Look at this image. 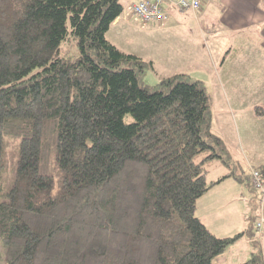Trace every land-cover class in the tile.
Masks as SVG:
<instances>
[{
	"label": "trees",
	"instance_id": "1",
	"mask_svg": "<svg viewBox=\"0 0 264 264\" xmlns=\"http://www.w3.org/2000/svg\"><path fill=\"white\" fill-rule=\"evenodd\" d=\"M124 9L121 0H0L6 264H226L218 257L243 235H216L196 213L228 176L207 177L228 153L206 85L184 72L146 83L148 62L107 37ZM70 33L73 60L60 55ZM242 264H264L263 249Z\"/></svg>",
	"mask_w": 264,
	"mask_h": 264
},
{
	"label": "crops",
	"instance_id": "2",
	"mask_svg": "<svg viewBox=\"0 0 264 264\" xmlns=\"http://www.w3.org/2000/svg\"><path fill=\"white\" fill-rule=\"evenodd\" d=\"M164 5L169 18L156 25L167 31L176 28L181 32L184 37L177 42L193 60V70L178 72L202 80L207 88L221 87L228 112L257 124L246 130L241 142L242 155L246 157L248 166L249 162L253 164L254 159L250 158L254 150L252 144L258 138L264 141V0H205L197 11H182L173 3ZM120 16L114 23H119ZM201 29L206 33L204 39L211 53L209 64L203 60L198 47L201 42L198 31ZM172 42L166 41L165 47H172ZM227 153V160L217 157L209 163L207 177L210 176L209 181H216L228 176L198 198L196 213L216 235L234 236L243 232L227 251L230 256L238 255L240 261H245L249 258V248H252V253L258 247L264 251V235H259L254 222L251 225L248 220L250 203L254 206L255 200L254 197L249 199L248 180L239 174L238 151L227 146ZM263 157L264 153L259 154L260 164L252 166L261 169L264 175ZM249 184L253 188L250 176ZM256 200L259 203V195ZM229 255L222 254L218 260L233 264Z\"/></svg>",
	"mask_w": 264,
	"mask_h": 264
},
{
	"label": "rangeland",
	"instance_id": "3",
	"mask_svg": "<svg viewBox=\"0 0 264 264\" xmlns=\"http://www.w3.org/2000/svg\"><path fill=\"white\" fill-rule=\"evenodd\" d=\"M121 1L125 6V10L120 16L119 23H113L110 26L107 32V37L122 50L135 53L143 57V59L148 62L146 69L143 72V78L146 83L156 85L164 77L178 71L193 70V60L190 56L185 54V50L180 49V43L177 42L179 38L184 37L181 32H178L176 28L167 31L165 29H161L160 26H157L154 23L146 24L141 22L137 16L129 12L130 7L127 5L128 0ZM191 28H193L192 25ZM198 32L201 38V42L198 44V47L204 57L203 60L208 63L210 61L211 53H209L208 43L204 39L206 33L204 32V29H201V32ZM166 41H173V46L171 47V45H169L165 47ZM79 52L78 39L75 35L70 33L61 44L60 55L66 59L73 60L79 56ZM207 91L212 99V131L222 137L224 141H226L225 144L227 146H231L233 149L238 151L240 160L239 174L244 175L246 180H248L246 183L248 193L250 194L249 199L251 200V198L254 197V206H252V203H250L249 206L250 213L248 219L252 225V222H254V220L252 221L253 215L256 217L259 213L258 207L256 206L258 204V200H256L258 198V191L250 186L249 176L251 177V166L260 164V158H258V155L264 153L263 138H258V140L253 142L252 145L254 146V150H252L253 153L250 155V158L254 159V163L252 164V162H249L248 166L245 159L246 157L242 155L241 142L245 137L246 130L251 125L257 124L250 120H242L240 116H235L233 113L228 112L226 109L225 97L223 95L224 92H222L221 87L218 88L215 86H209ZM125 120L132 121L133 115L131 113H127L125 115ZM249 140H251V137ZM261 159H264V157ZM10 168L13 169V163ZM227 250H229V248ZM227 250L224 251L225 255L230 254ZM251 255L252 248L251 250L249 248V258ZM229 258L233 259V264H242L244 262L240 261L238 255L235 257L229 255ZM230 260L231 259H229V261ZM229 263L230 262H227L226 264ZM0 264H6L1 248Z\"/></svg>",
	"mask_w": 264,
	"mask_h": 264
},
{
	"label": "built area",
	"instance_id": "4",
	"mask_svg": "<svg viewBox=\"0 0 264 264\" xmlns=\"http://www.w3.org/2000/svg\"><path fill=\"white\" fill-rule=\"evenodd\" d=\"M205 0H131L130 11L143 23L154 22L157 25L165 23L169 18V13L165 8V3H173L179 10H194L201 8ZM251 183L258 191L259 213L255 217L254 227L259 235H264V175L261 169L251 167Z\"/></svg>",
	"mask_w": 264,
	"mask_h": 264
}]
</instances>
